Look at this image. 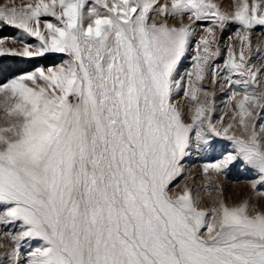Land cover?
Segmentation results:
<instances>
[{"label": "snow or ice", "instance_id": "obj_1", "mask_svg": "<svg viewBox=\"0 0 264 264\" xmlns=\"http://www.w3.org/2000/svg\"><path fill=\"white\" fill-rule=\"evenodd\" d=\"M257 27L264 0L0 6V32H15L0 62L67 57L0 79V226H17L0 264H264ZM224 142L199 184L175 183ZM234 165L252 190L236 201L221 179Z\"/></svg>", "mask_w": 264, "mask_h": 264}, {"label": "rangeland", "instance_id": "obj_2", "mask_svg": "<svg viewBox=\"0 0 264 264\" xmlns=\"http://www.w3.org/2000/svg\"><path fill=\"white\" fill-rule=\"evenodd\" d=\"M9 0H0V6L8 3ZM17 5L22 4L25 2V0H15ZM215 3H217L222 11L225 12H231L234 10L235 2L236 0H214ZM251 2V0H250ZM235 32V26H231L229 30L224 34V37L222 39V43L224 41L228 40L229 36H232ZM7 35H15V32L11 29L4 30L3 32H0V35L3 34ZM264 28L257 27L254 33V43L256 42V38L259 37L261 41H264ZM54 56V60L56 61L55 64L60 63L63 59H66L67 57L63 54H50ZM188 61L185 60L183 67L188 66ZM219 99L217 100L218 110L220 108H223V104L221 101L225 99L224 96L220 95L219 92L217 93ZM217 118H219L217 116ZM230 148V145L227 144V142L218 144L216 148L211 152L204 154L203 156L197 154L196 152H193L191 157L185 161L186 164V177H178L177 181L175 183L177 184H183L185 182L192 184V177L196 176V183L199 184L201 182V177L198 175L200 166L206 162V161H212L216 160L221 157L225 149ZM221 179L224 181L225 185V195L230 196L233 201L243 199L247 196H249L252 192L251 188L247 186V179H249V172L247 169H242L240 165H234L232 166L229 171L227 178L221 177ZM194 190H195V186ZM202 195H205L202 193ZM207 203V200L204 201ZM264 202V197L257 196L253 199V203L259 205L260 203ZM17 226L15 225H9V226H0V253H3L8 250V245H10V237L7 236L5 233L9 231V229H16ZM24 247L27 248L28 244L25 243ZM5 264H9V262L6 260Z\"/></svg>", "mask_w": 264, "mask_h": 264}, {"label": "trees", "instance_id": "obj_3", "mask_svg": "<svg viewBox=\"0 0 264 264\" xmlns=\"http://www.w3.org/2000/svg\"><path fill=\"white\" fill-rule=\"evenodd\" d=\"M3 35H7L6 33ZM55 64L56 61L54 60V56L47 55L43 58L30 60V61H12V60H4L0 62V79H4L14 73H18L23 70H29L36 65H48V64Z\"/></svg>", "mask_w": 264, "mask_h": 264}]
</instances>
